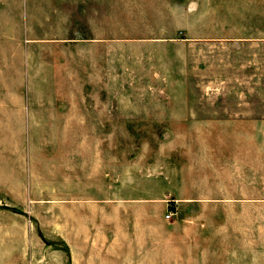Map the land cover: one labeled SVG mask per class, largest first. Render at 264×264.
<instances>
[{
	"label": "rangeland",
	"instance_id": "1",
	"mask_svg": "<svg viewBox=\"0 0 264 264\" xmlns=\"http://www.w3.org/2000/svg\"><path fill=\"white\" fill-rule=\"evenodd\" d=\"M0 264H264V0H0Z\"/></svg>",
	"mask_w": 264,
	"mask_h": 264
},
{
	"label": "built area",
	"instance_id": "2",
	"mask_svg": "<svg viewBox=\"0 0 264 264\" xmlns=\"http://www.w3.org/2000/svg\"><path fill=\"white\" fill-rule=\"evenodd\" d=\"M171 216H172V214H168V215L166 216V218H167V219H170Z\"/></svg>",
	"mask_w": 264,
	"mask_h": 264
},
{
	"label": "crops",
	"instance_id": "3",
	"mask_svg": "<svg viewBox=\"0 0 264 264\" xmlns=\"http://www.w3.org/2000/svg\"><path fill=\"white\" fill-rule=\"evenodd\" d=\"M187 114V113H186ZM186 116V115H185Z\"/></svg>",
	"mask_w": 264,
	"mask_h": 264
}]
</instances>
